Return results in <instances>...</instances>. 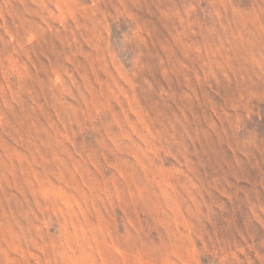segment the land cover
<instances>
[{"label":"rangeland","instance_id":"obj_1","mask_svg":"<svg viewBox=\"0 0 264 264\" xmlns=\"http://www.w3.org/2000/svg\"><path fill=\"white\" fill-rule=\"evenodd\" d=\"M0 264H264V0H0Z\"/></svg>","mask_w":264,"mask_h":264}]
</instances>
